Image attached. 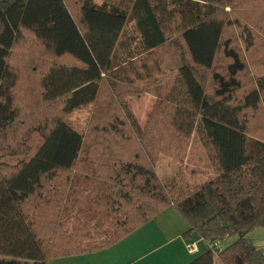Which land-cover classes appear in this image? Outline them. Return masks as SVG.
Instances as JSON below:
<instances>
[{"label":"trees","instance_id":"trees-1","mask_svg":"<svg viewBox=\"0 0 264 264\" xmlns=\"http://www.w3.org/2000/svg\"><path fill=\"white\" fill-rule=\"evenodd\" d=\"M129 21L137 50L176 73L140 132L125 105L138 93L113 77L133 56ZM256 68L264 0H0V264L103 250L169 207L189 227L182 238L205 248L188 264H264L247 238L264 227V130L246 119L264 100ZM88 105L81 134L66 117ZM197 128L216 175L181 193L154 167L183 162ZM217 240L214 253L200 242Z\"/></svg>","mask_w":264,"mask_h":264},{"label":"rangeland","instance_id":"rangeland-1","mask_svg":"<svg viewBox=\"0 0 264 264\" xmlns=\"http://www.w3.org/2000/svg\"><path fill=\"white\" fill-rule=\"evenodd\" d=\"M95 1L101 3L103 0ZM114 1L118 3L119 0ZM137 38L138 35L133 23L130 21L127 22L121 40L134 42L129 44L133 56L123 62L118 68L114 69L113 77L116 78L119 84L124 85L134 93H138V95L128 97L125 100V105L130 111L136 131L140 132L144 130L148 117L156 103L166 100L168 98L167 96L170 95L176 73L169 72L160 64L161 62L157 52H139L136 47ZM28 42L29 39L25 44ZM259 71L263 72L264 70L262 71V68H259L257 72ZM201 72L203 71H198V74H201ZM253 73V68H249V73L242 77L244 83L249 84L250 78H253ZM209 78L210 73L206 77L207 86L210 84H208ZM91 113L92 105H88L69 114L66 117V121L78 132L85 134ZM263 113L264 100L262 101L259 112H249L246 116L248 121L255 123L256 131H262V133L264 130ZM214 155V149L211 144L208 143L201 129L197 128L190 138L183 162L179 163L166 156H160L155 164L154 170L161 184L170 186L169 183H175L179 192L183 193L204 184L214 177L217 169ZM109 224V219L100 223V231H106L109 228ZM70 228L67 225V229L70 230ZM248 235L249 240L256 247L260 248L261 245H264V229L252 230ZM232 241L233 239H228L226 244Z\"/></svg>","mask_w":264,"mask_h":264},{"label":"crops","instance_id":"crops-1","mask_svg":"<svg viewBox=\"0 0 264 264\" xmlns=\"http://www.w3.org/2000/svg\"><path fill=\"white\" fill-rule=\"evenodd\" d=\"M175 80L176 76L174 83ZM174 83L167 97L174 93ZM188 228L180 214L169 207L114 245L93 253L51 259L48 264H188L205 250L203 244L197 242L199 252L194 255L187 253V241L182 238V234ZM189 241L198 239L193 234ZM214 260V264H219L216 256Z\"/></svg>","mask_w":264,"mask_h":264},{"label":"built area","instance_id":"built-area-1","mask_svg":"<svg viewBox=\"0 0 264 264\" xmlns=\"http://www.w3.org/2000/svg\"><path fill=\"white\" fill-rule=\"evenodd\" d=\"M203 242L207 249L213 251V253L217 250H220L222 247L221 241L217 240L214 242L200 241ZM262 254L264 255V246L259 248ZM185 250L187 253L194 255L199 252L197 242H185Z\"/></svg>","mask_w":264,"mask_h":264},{"label":"water","instance_id":"water-1","mask_svg":"<svg viewBox=\"0 0 264 264\" xmlns=\"http://www.w3.org/2000/svg\"><path fill=\"white\" fill-rule=\"evenodd\" d=\"M238 237H239V238L243 237V234L239 233V234H238Z\"/></svg>","mask_w":264,"mask_h":264}]
</instances>
